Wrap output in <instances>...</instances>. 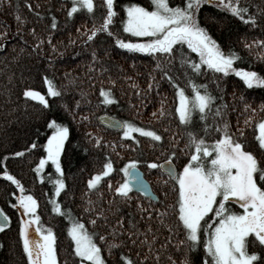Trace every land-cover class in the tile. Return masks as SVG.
Listing matches in <instances>:
<instances>
[{
	"label": "trees",
	"instance_id": "1",
	"mask_svg": "<svg viewBox=\"0 0 264 264\" xmlns=\"http://www.w3.org/2000/svg\"><path fill=\"white\" fill-rule=\"evenodd\" d=\"M169 2L175 6L181 0ZM128 3L151 7V0H114L118 14L111 29L123 39H133L131 34L123 32L122 26L117 27L124 16L123 5ZM240 3L257 16L255 27L209 3L201 6L199 22L208 28L223 50L231 48L236 52L239 59L233 62L234 68L255 70L264 75V49L251 44L254 40L264 41V0H240ZM94 4L97 5L95 18L86 10H78L68 17L66 12L71 0H0V33H4L0 36V45H3L0 47V170L7 169L21 182L24 193L37 200L39 224L44 229L50 228L55 236L58 264H79L67 232L73 221L84 223L101 247L106 264H117L122 253L138 264L142 257H147L143 264H157V253L158 264H170V256L178 264L183 248L179 242L184 238L176 226L172 207L178 185L160 167L149 168L148 162L160 165L175 152L171 162L179 171L190 158L185 126L175 113L174 88L161 76L162 69L170 70L190 95L178 57L182 54L196 60L199 57L186 45L179 44L174 45L176 52L167 57L158 53L154 56L129 52L119 48L114 37L99 31L91 41L87 40L86 29L90 32L94 23L97 27L102 23V0H94ZM17 15L24 21L22 24L18 23ZM53 18L54 29L51 27ZM38 40L42 42L37 44ZM246 44L251 47H245ZM157 63L162 67H157ZM45 77L59 90L58 97L46 95ZM150 77L155 81L151 87ZM195 82L206 84L215 99L211 109L206 110L204 120H199L198 110L194 112L192 130L210 143L218 138L217 126L226 123L234 134L233 139L242 140L246 148L258 149L255 124L264 118V110L260 108L264 104V87L248 88L233 73L224 75L210 70L201 72ZM101 88L111 90L115 97L112 103L102 102ZM25 89L41 92L50 107L24 97ZM245 104L251 107L245 110ZM217 106L222 115H215ZM252 108L257 109L256 113ZM101 114L154 130L162 140L153 142L140 133H133L137 143L123 137L121 130L101 126L97 119ZM249 116L252 120L245 124ZM53 119L69 128L60 157L65 188L55 197L49 178L41 177L36 171L40 158L45 156L43 145L52 132L48 121ZM205 123L211 126L207 133ZM237 130L242 131L243 136ZM97 139L99 144L95 143ZM12 152H22V155L12 156ZM130 160L138 161L137 168L149 182L156 200L131 189V199L113 193L125 179L120 169ZM108 161L112 162L113 170L101 177L95 189H89L87 181L101 172ZM20 194L14 184L0 176V210L9 217L7 227L0 229V264H27L19 238L21 209L13 207ZM53 200L59 203L61 212L52 210ZM236 205L228 207L237 212ZM157 211L167 213L163 220L157 216ZM98 212L101 215L97 216ZM90 220L95 224L89 223ZM117 221L122 222V229ZM214 224L212 221L210 226ZM168 225L173 227L171 233ZM149 227L151 232L147 231ZM128 231L133 232L131 238L127 236ZM137 232L142 235H136ZM145 235L149 240L156 237L151 250L141 243ZM100 236H104L103 241ZM131 240H135V244ZM112 243L120 246L109 254L106 249ZM197 251L203 253L202 245Z\"/></svg>",
	"mask_w": 264,
	"mask_h": 264
},
{
	"label": "snow or ice",
	"instance_id": "2",
	"mask_svg": "<svg viewBox=\"0 0 264 264\" xmlns=\"http://www.w3.org/2000/svg\"><path fill=\"white\" fill-rule=\"evenodd\" d=\"M205 3H214L216 7L230 12L244 23L256 26L257 16L250 13L249 9L240 3V0H181V3L175 6L170 5L169 0H151L150 8L139 3L123 5L124 16L117 27L122 26L123 32L131 36L146 37V39L137 40L123 39L111 29V25L115 24L114 18L118 14L114 0H102V5H100L104 9L101 14L102 23L99 27L94 23L90 32L86 29L87 40L91 41L99 31L114 37L115 44L129 52L148 53L154 56L158 53L167 57L176 52L174 45L179 44L186 45L192 53L199 57L198 60L186 54L178 57L185 83L191 90L190 95L186 94L185 88L177 82L178 78L170 74V70L162 69L161 76V79L167 78L174 88L178 101L175 113L180 123L185 126L190 158L178 172L171 167L175 152L169 154L167 166L148 162L149 168L167 167L168 175L173 177L175 185H178L176 202L172 206L176 226L183 232L184 237L179 242L183 248L180 249L181 258L178 264H264V118L255 124L258 149L246 148L242 140L233 139L234 134L229 131L226 123L217 126L218 138L210 143L192 130L195 121L194 112L198 110L199 120H204L207 115L206 110L211 109L215 99L208 92L206 84L195 82V77L201 72L210 70L224 75L233 72L248 88L264 87V75L255 70L233 67V62L239 59L236 52L231 48L227 51L223 50L208 28L199 22L198 12ZM28 7L31 8V5L29 4ZM96 7L94 0H71V6L67 9L66 15L72 17L78 10H86L95 18L94 8ZM16 19L18 23L24 22L19 15ZM51 27L56 28L55 18L51 22ZM2 35L4 33H0V36ZM50 41L51 34L49 33ZM41 42L38 40L37 44ZM251 44L259 45L261 49H264V41L254 40ZM251 44H246L245 47H251ZM92 56L95 60V51ZM157 67L162 66L157 63ZM153 82L155 81L150 77V87ZM156 83L159 87V83ZM44 84L47 86V96L58 97L60 95L51 79L45 77ZM99 95L103 97L102 102L106 105L115 99L111 90L108 89L101 88ZM23 96L39 101L45 107H50L45 95L39 91L25 89ZM250 107L245 104V110ZM260 108L264 110V104H261ZM251 111L256 113L257 109L252 108ZM160 114L163 115V111ZM215 115H222L220 106H217ZM251 120V116L247 117L245 124ZM48 125L53 131L43 145L46 155L40 158L36 171L39 173L44 169L46 161H51L57 174L55 180L49 177V182L54 188L52 196L55 197L65 188L60 157L65 139L69 135V128L55 119L48 121ZM113 126L121 130L123 137L131 138L137 143L139 141L133 133H140L144 137L151 138L153 142L162 140V136L156 131L130 121H114ZM210 127L205 123V133ZM237 131L240 136H243L242 131ZM95 143L99 144L100 140H95ZM32 147H35L34 143ZM11 155L21 156L22 152H12ZM137 163L136 160H130L120 169L125 179L113 189L114 194L124 199H131L129 195L131 181H135L147 191L145 182L137 169ZM112 170V162H105L103 170L93 174L87 181L88 188L95 189L101 177L107 176ZM0 176L14 184L21 193L17 196L13 207L18 206L22 209L21 215L27 217V220H22L19 226V238L27 257V264H58L55 236L50 228L44 229L40 226L37 200L30 194H24L25 189L21 182L7 169L0 170ZM52 203L54 212L62 211L59 203L55 200ZM232 203L238 204L242 211H231L228 205ZM210 212L213 215L208 217ZM99 215L101 213L98 212L97 216ZM148 215L151 217V213ZM166 215L167 213L162 214L157 211V216L161 220ZM212 221H215L214 226H210ZM8 222L9 217L0 210V229L7 227ZM89 223L95 224V221L90 220ZM26 224L36 225L34 235L30 234L25 227ZM117 224L121 229L123 228L121 221H117ZM168 230L169 233L172 232V225H168ZM147 231L151 232L152 229L149 227ZM67 232L72 242L73 255L79 258V264H106L101 254V247L94 241L84 223L73 221ZM136 235H142V233L137 232ZM127 236L131 238L133 232L128 231ZM155 239L156 237L152 236L149 240L145 235L141 243L147 244L151 250ZM100 240L103 241L104 236H100ZM131 243L135 244V240H131ZM201 245L203 253L197 251ZM119 246L112 243L107 246L106 250L111 254L112 249ZM250 248L255 250L250 251ZM136 255L139 256V253ZM156 255L158 264L159 253ZM146 259L147 257H142L139 264H143ZM169 261L170 264H177L171 256ZM117 264H138V262L122 253Z\"/></svg>",
	"mask_w": 264,
	"mask_h": 264
},
{
	"label": "water",
	"instance_id": "3",
	"mask_svg": "<svg viewBox=\"0 0 264 264\" xmlns=\"http://www.w3.org/2000/svg\"><path fill=\"white\" fill-rule=\"evenodd\" d=\"M97 119H98V123H99L101 126L103 125V126L107 127L108 129H112V130H113V129L120 130L119 128L113 126V122H114V121H119L117 118L110 117V116H108V115H106V114H101L100 116L97 117ZM168 164H169V161H164V162L160 163V165H166V166H167ZM171 167H173L174 170L177 171V170L175 169L174 164H173L172 162H171ZM137 169H138V168H137ZM138 170H139V169H138ZM160 170H162L163 173H164L166 176L170 177V176L168 175V173H167V167H164V168H161V167H160ZM139 172H140V175H141V177L143 178V180H144V182H145V185H146L147 191H145L144 188H141L140 185H138L135 181H131V189H132L133 191H136V192L138 191V192L144 194L147 198L151 197L150 199L155 200V199H156V196H155L154 192L151 191V188H150V184H149V182H146L145 178L143 177V173H142V171L139 170ZM170 178H171V179H174L173 177H170ZM129 179H131V178H129Z\"/></svg>",
	"mask_w": 264,
	"mask_h": 264
},
{
	"label": "rangeland",
	"instance_id": "4",
	"mask_svg": "<svg viewBox=\"0 0 264 264\" xmlns=\"http://www.w3.org/2000/svg\"><path fill=\"white\" fill-rule=\"evenodd\" d=\"M212 5H215L214 3L212 4ZM133 37V39H131V40H137V39H146V37L145 38H137V37H134V36H132ZM230 73H233V72H229V74ZM233 74H235V73H233ZM238 77V76H237ZM239 79H240V77H238ZM241 80V79H240ZM261 87V86H260ZM177 103H178V101H177ZM53 131V130H52ZM51 135V134H50ZM46 142H47V140H46ZM45 142V143H46ZM45 155H46V151H45ZM38 164H39V162H38ZM37 164V165H38ZM176 169V168H175ZM182 169V168H181ZM178 172V171H177ZM39 175L42 177V175L43 176H46L47 178H49V177H52V179L53 180H55V176L57 175L56 173H55V168L51 165V161H46V163H45V166H44V169L43 170H41L40 172H39ZM25 195H29V194H26V193H24ZM21 195V194H20ZM233 204V203H232ZM232 204H230V208L232 207ZM235 204V203H234ZM236 210H237V212H240V211H242V209H240V207H239V205L237 204L236 205ZM21 212H22V209H21ZM213 215V213H209L208 214V216L209 217H211ZM20 220L22 221V220H27V217H25V216H20ZM212 226H214V225H212ZM25 227L29 230V232H30V234H33L34 235V229H35V227H36V225H31V224H26L25 225Z\"/></svg>",
	"mask_w": 264,
	"mask_h": 264
},
{
	"label": "bare ground",
	"instance_id": "5",
	"mask_svg": "<svg viewBox=\"0 0 264 264\" xmlns=\"http://www.w3.org/2000/svg\"><path fill=\"white\" fill-rule=\"evenodd\" d=\"M144 177V176H143ZM145 178V177H144ZM146 180V179H145ZM146 182H147V180H146ZM151 188V187H150ZM131 189V188H130ZM132 190V189H131ZM133 191V190H132ZM152 191V190H151ZM133 192H136V191H133ZM138 192V191H137ZM155 194V193H154ZM144 195V194H143ZM156 196V195H155ZM157 198V197H156ZM156 200V199H155Z\"/></svg>",
	"mask_w": 264,
	"mask_h": 264
}]
</instances>
